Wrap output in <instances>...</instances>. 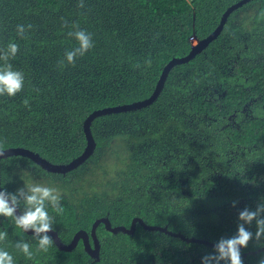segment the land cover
Here are the masks:
<instances>
[{
    "label": "trees",
    "instance_id": "1",
    "mask_svg": "<svg viewBox=\"0 0 264 264\" xmlns=\"http://www.w3.org/2000/svg\"><path fill=\"white\" fill-rule=\"evenodd\" d=\"M238 1L83 0L80 7V0H0V47L19 44L10 62L26 80L15 97H0V149L23 147L53 164L71 162L87 146L91 112L149 98L165 66L191 51L193 37L211 34ZM17 24L32 26L27 38L16 36ZM73 25L92 33L95 45L67 65ZM91 129L95 150L66 174L23 156L0 161L9 191L23 180L62 190L63 242L90 233L106 216L113 226L130 227L139 217L211 242L234 235L239 211L264 198V0L234 10L203 52L173 66L151 104L100 116ZM246 227L255 232V223ZM4 228L11 240L19 238L0 220ZM96 233L100 260L80 240L72 251L55 244L34 261L17 254V264H201L213 251L139 223L134 235L113 234L104 224ZM262 248L250 240L244 264H259L264 250L252 252Z\"/></svg>",
    "mask_w": 264,
    "mask_h": 264
},
{
    "label": "clouds",
    "instance_id": "2",
    "mask_svg": "<svg viewBox=\"0 0 264 264\" xmlns=\"http://www.w3.org/2000/svg\"><path fill=\"white\" fill-rule=\"evenodd\" d=\"M83 6V0H80V7ZM31 27L30 24H17L16 36L27 38L26 33ZM68 36L74 38L76 45L66 50L64 62L74 65L94 47L95 41L92 33L77 25H73ZM196 44L192 43V46ZM18 52L19 44L14 39L5 47H0V97H15L25 87V73L14 68L10 62ZM63 199L62 190L52 184L23 180L20 187L9 191L5 183H0V220L8 221L13 233L19 237L11 240L8 229H0V264H17V254L25 261H34L38 253L49 252L59 234L58 218L65 212ZM236 203L233 201V207ZM238 220L236 233L216 241L213 251L201 257V264H244L242 249L248 247L250 240L254 239L259 247H264V198L254 209L244 207L240 210ZM253 223L255 232L246 227ZM25 236L31 239H25ZM259 264H264V259Z\"/></svg>",
    "mask_w": 264,
    "mask_h": 264
},
{
    "label": "water",
    "instance_id": "3",
    "mask_svg": "<svg viewBox=\"0 0 264 264\" xmlns=\"http://www.w3.org/2000/svg\"><path fill=\"white\" fill-rule=\"evenodd\" d=\"M250 1L251 0H239L238 2L229 6L227 8V10L223 13L220 24L211 34H209L206 38H204L202 40L197 39V41H198L197 44L192 46L190 53H188L187 55L182 56V57L173 58L165 66L163 73H162V75L158 81L157 87H156L155 91L153 92V94L149 98H146V99L140 100V101H136V102H132V103H128V104H122V105L111 106V107H106V108H102V109H96L93 112H91L87 116V118L84 122V131H85V135H86V139H87V146H86L84 152L80 156L74 158L71 162H69L67 164H53V163L49 162L48 160H46L45 158L41 157L37 152L31 151L30 149L23 148V147H15V148L12 147V148H7V149H0V161L3 158H7V157L12 156V155H17V156H23V157L30 158L31 160L36 162L38 165H40L43 169H45L49 172H52V173L66 174L67 172H70V171L76 169L77 167H79L81 164H83L90 157V155L93 153V151L95 150V148L97 146L96 140L93 136L92 129H91L92 123L96 118H98L100 116H105V115H110V114H115V113L128 112V111L141 109V108L146 107L149 104H151L157 98V96L160 94L171 68L175 65L189 62L192 59H194L198 54H200L221 33V31H222L228 17L230 16V14L234 10L238 9L239 7H241L242 5H244ZM0 168H1V163H0ZM0 183H1V176H0ZM138 223L146 230L161 231V232L167 233L171 236L179 237L182 240H185L186 242L203 243V244L211 246V247H213L215 244V242H211V241L206 240V239L187 237L180 232H173V231L169 230L167 226L149 225V224L145 223V221L142 218H139V217H136L132 220L130 227H126V226H122V225L121 226H113L110 219L107 216L96 219V221L92 225L90 233L85 231V230L78 231L75 234L72 241L69 243L63 242V240L61 239V237L58 234V236L56 237V243L55 244L61 250L72 251L78 245L79 241L82 240L84 243L85 250L88 252V254H90L92 257H94L95 259L98 260L101 245H100V242H99V239L97 237L96 232H97L98 227L101 224H104L106 230L113 233V234L123 232L125 234L134 235ZM52 235L55 237L56 233H52ZM90 238H92V240H93L92 243L90 241ZM261 250H264V248L257 250V251H254L252 253L255 254L257 252H260ZM244 256H245V254H244Z\"/></svg>",
    "mask_w": 264,
    "mask_h": 264
},
{
    "label": "rangeland",
    "instance_id": "4",
    "mask_svg": "<svg viewBox=\"0 0 264 264\" xmlns=\"http://www.w3.org/2000/svg\"><path fill=\"white\" fill-rule=\"evenodd\" d=\"M192 43L193 44H196L197 43V39L193 38L192 39ZM120 162H123V161H120ZM123 164V163H122ZM98 175H102L100 172L97 173Z\"/></svg>",
    "mask_w": 264,
    "mask_h": 264
},
{
    "label": "bare ground",
    "instance_id": "5",
    "mask_svg": "<svg viewBox=\"0 0 264 264\" xmlns=\"http://www.w3.org/2000/svg\"><path fill=\"white\" fill-rule=\"evenodd\" d=\"M91 256V255H90ZM94 258V257H93ZM97 260V259H96ZM98 260H100V252H99V259Z\"/></svg>",
    "mask_w": 264,
    "mask_h": 264
},
{
    "label": "flooded vegetation",
    "instance_id": "6",
    "mask_svg": "<svg viewBox=\"0 0 264 264\" xmlns=\"http://www.w3.org/2000/svg\"><path fill=\"white\" fill-rule=\"evenodd\" d=\"M47 160V159H46ZM36 163V162H35ZM37 164V163H36ZM38 165V164H37ZM40 166V165H39ZM41 167V166H40ZM47 171V170H46ZM49 172V171H48Z\"/></svg>",
    "mask_w": 264,
    "mask_h": 264
}]
</instances>
